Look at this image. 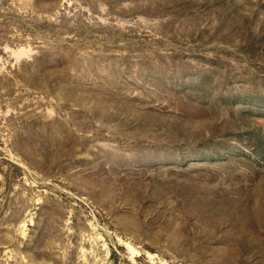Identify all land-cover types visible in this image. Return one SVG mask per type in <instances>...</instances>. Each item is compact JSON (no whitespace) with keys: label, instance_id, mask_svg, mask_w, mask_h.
<instances>
[{"label":"rangeland","instance_id":"rangeland-1","mask_svg":"<svg viewBox=\"0 0 264 264\" xmlns=\"http://www.w3.org/2000/svg\"><path fill=\"white\" fill-rule=\"evenodd\" d=\"M0 264H264V0H0Z\"/></svg>","mask_w":264,"mask_h":264}]
</instances>
